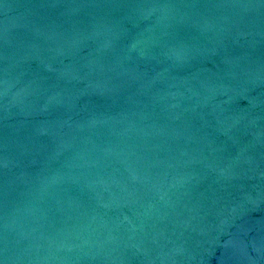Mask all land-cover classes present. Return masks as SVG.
<instances>
[{"label": "water", "instance_id": "obj_1", "mask_svg": "<svg viewBox=\"0 0 264 264\" xmlns=\"http://www.w3.org/2000/svg\"><path fill=\"white\" fill-rule=\"evenodd\" d=\"M0 264H264V0H0Z\"/></svg>", "mask_w": 264, "mask_h": 264}]
</instances>
